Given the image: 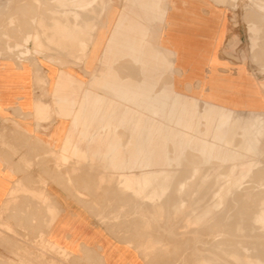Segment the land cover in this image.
I'll list each match as a JSON object with an SVG mask.
<instances>
[{
  "label": "crops",
  "instance_id": "crops-1",
  "mask_svg": "<svg viewBox=\"0 0 264 264\" xmlns=\"http://www.w3.org/2000/svg\"><path fill=\"white\" fill-rule=\"evenodd\" d=\"M23 3L0 0V216L28 233L43 234L73 256L91 253L100 264H145L137 249L98 220L105 215L84 205L89 197L98 204L116 197L108 190L97 192L107 178L101 171H113L99 157H119L128 166L125 170H143L132 162L154 152L147 150L154 146L147 139L162 137L165 147H174L170 133H185L180 122L190 116V107L202 115L200 104L224 109L218 118L221 127L227 109L241 115L264 114V78L233 57L241 30L232 24L231 9L213 1L165 0L162 6L160 0L164 20L151 23L143 40V33L112 34L127 4L106 0L88 49L79 41L65 40L57 49L42 40L51 49L46 56L58 63L42 55L19 59L5 54L6 45L21 41L27 32ZM145 42L167 53L170 64L164 65L165 59L157 54L154 64H143ZM164 74L170 83L156 90ZM126 132L124 145L120 138ZM187 149L188 144L179 152ZM59 151L95 158L57 166Z\"/></svg>",
  "mask_w": 264,
  "mask_h": 264
},
{
  "label": "rangeland",
  "instance_id": "rangeland-1",
  "mask_svg": "<svg viewBox=\"0 0 264 264\" xmlns=\"http://www.w3.org/2000/svg\"><path fill=\"white\" fill-rule=\"evenodd\" d=\"M60 1L61 3L62 2L63 3L61 4ZM209 1H213L217 4L224 5L231 9L229 11L233 14L232 24L234 27H236V29L241 30V37L239 35L237 36V39H238L237 49L233 51L235 47L234 45H236L237 43H234L233 45L228 47V49L229 51H233V53L235 54L233 55L234 58H239L245 63H248L251 67H253V69H255V71H257V74L261 78H264V58H263L264 56V28H263L264 27V0H209ZM44 2H47V3H44ZM158 2H160V0H126L127 5H126V8L123 10L126 12V14L121 13V16L112 34L143 33V40H144L146 35H148V32H149L148 28L150 24L155 21L162 23L164 20L165 12H162L159 9ZM164 2L165 0H163L162 6H164ZM43 3H42V0H39V1L38 0H24V3L21 5L20 9H21V14L24 15L26 19H28L27 33H25L24 37L22 38L23 42H21L22 40L20 42L16 41L12 44L13 46L11 44H7L5 47V51H6L5 54L8 53L11 56H17V58L19 59H21V57L24 58V57H28L32 55L35 56V54H37V56L38 55L43 56V55H46L47 53L49 54L48 51L51 49L46 48L43 42L40 43L42 39L49 40L48 41L49 43H53V44L56 43L55 44L56 47H59L62 42L65 43V40L70 39L69 41L74 40L72 43L79 41L78 45L81 48L88 49V46L90 45V38H91L90 34L95 33L97 30V21L100 20L101 15L106 9V0H52V1L43 0ZM42 7L44 8L42 9ZM97 8L100 9L99 12L96 11ZM163 8L165 9V7ZM55 9H57V11L61 10V12L60 11L56 12ZM46 10L52 13L49 14L47 12V15L49 14V16H47L46 12H43ZM54 12H55V15H54ZM82 12H84V14L86 13L87 15L86 14L84 15ZM52 15H54L55 17L54 16L52 17ZM81 15L83 18L81 17ZM45 16L47 19H50V20H47ZM51 18L55 20L53 22H57V23H53ZM87 18H91L89 19L90 21ZM61 19H63L64 21L63 23H61L62 22ZM37 20H39L40 23L39 21L37 22ZM59 20L61 22H59ZM80 20H81L80 23L82 25L79 23ZM8 21H9L8 25L11 26V24L13 23L11 16ZM43 25L45 27H43ZM39 28L44 29V33H41V31L43 32V30L40 31ZM36 29L37 30L39 29L38 32L39 31L40 32L38 33ZM56 30H57V33H56ZM32 35H34V37H32ZM39 36L41 37V40ZM47 36H48V39H47ZM54 37L55 38L57 37L58 39L56 38L57 39L56 40ZM32 39L34 43L32 42ZM52 40H54L55 43ZM147 43L149 42H145V44ZM228 44H230V42H228ZM35 50L36 52H34ZM37 51H40V52H37ZM18 53L21 55H19ZM1 54L2 53H0V56ZM156 54L158 55V57L161 56L165 59L163 63L164 65L170 64L169 63L170 57L168 56V54L162 52L159 49H156V51L150 52L148 54H145L143 52V64H145L146 62H148V64H154ZM46 58L50 59V61L54 63L58 62V59L48 58L47 56ZM79 60H81V58H79ZM59 79L63 81V76ZM169 83H170V78L165 74L162 75L161 78L159 79L156 90H159V88ZM58 84L59 83H57V85ZM262 87L264 88V82L262 83ZM194 110H195L194 108L190 107V116H187L186 119L182 120L179 124L180 127H185L186 131L185 133L184 131H178V132L184 133V134L189 133L190 136L188 140H185V138L182 136L175 137L174 136V134H176L175 131H172L168 137L170 141H172V144L174 147H171V146H169L168 148L165 147V141L162 137L157 138L156 140L147 139V142L151 140L153 141L152 144H154L153 147L148 148L147 150H153L154 152H152V154L158 156L159 158L165 157L164 164L153 165L150 167H143V158H144V155L146 154V153H143V155L140 157L141 159L138 160L137 159L138 157L136 156L132 162V165H137L136 168L141 167L143 168V170L139 171L135 169V170L130 171V170H125V168L128 166L125 165L123 161L121 164L123 168L122 166L121 168H118L117 165L111 161V159H107L106 157L100 156L99 160L109 162L110 165L113 167V171L112 170L101 171V173L104 174L103 176L107 177L106 180L108 182L105 180L103 185H100L99 188L96 187L99 189V191L97 190V192L101 193V191L103 190H108L113 193H116L117 195H114L116 197L113 196L114 198L112 200H109L104 203H100L98 205L96 204V202H93L89 197L87 201L84 200L87 202L84 205L88 208L93 207L92 209L97 208L100 215H103V216L105 215L106 216L105 218H102V219L100 218L98 220L102 224H104L106 227H108V231L113 236L122 239L125 243L137 249V251H139L140 254L142 255L143 262L145 264H163V263L164 264H219L220 263L219 261H221V264H225V263L234 264L235 262H237L238 257H244V258L249 257L248 258L249 263L246 260L247 258L246 259L240 258V260H238L237 262L238 264H254V262L255 264H260L261 262L258 263L259 260L263 261L262 264H264V259H263L264 258V242H261V241H264V224H263L264 215L261 213L264 210V200H263L264 199V185H263L264 183V129L258 128L259 122L257 118L259 117L256 113L254 117H251V115H248L249 117L246 116L244 117L245 119L242 120L243 115L234 113L233 111L227 109L226 110L227 118L225 120L226 123L223 121L222 127H221L218 123V120H219L218 118L221 112H222V115L223 113H225L224 109L220 110V108L214 105H209V104H205L203 108L202 104H200L199 111L201 112L204 111V113L200 116ZM141 116L143 117V115ZM248 126L251 127L250 132H252L254 136L252 143L250 145L246 143L247 139L243 137V133H244L243 129ZM192 132L194 133L193 135H191ZM239 132H241L242 134ZM195 138H199V139L202 138L209 143L213 142L218 146V148L214 152H212V154L210 155L209 148L207 147L204 149L196 148V146L193 143V140ZM128 139L129 137L127 136V132H126V136L120 138V140L123 142L124 145L127 144ZM75 140L77 141V139ZM174 140L177 141V146L174 145V142H173ZM253 142L254 143L257 142V144H254ZM187 144L189 145V149H187L185 153L179 152V151H182L184 149V146ZM254 145L255 147L256 145H260V146H257L255 149V147H253ZM61 149H63V147ZM167 150L171 154L168 153ZM257 150H259V153ZM253 153L256 154V156ZM68 154H71V153H68ZM169 154L172 156H170ZM93 157L95 158V156ZM93 157L89 156L88 158V156L85 155V157L81 159L75 158L73 160H76V162L81 161V160L82 161H87V160L92 161L94 159ZM56 160L57 161L60 160L58 163H56L57 166L67 165L68 162L71 161L69 160V161L64 162L61 159H58V154L56 155ZM178 160L180 162H178ZM217 161H219V163ZM241 164L246 165L245 169L242 172H238V168ZM199 167H200V170H199ZM154 170L155 171L166 170V172H168V175L169 174L171 175V172H172L173 176L171 175L172 178H170L171 176H169L168 181L166 180L167 182L165 181V183L163 182V184L161 185L159 182L154 183L157 185L148 184V182L146 181L140 183V181H143L140 179V177L143 179L142 173H147V172H151ZM199 174L200 176L198 177ZM133 176H135V178ZM233 177L239 178L241 183L239 180H237V178L233 179ZM246 177L247 179H245ZM116 179H118V185L115 184ZM136 181H138L139 184ZM232 182L234 184H231ZM227 184L229 185L227 186ZM155 189L158 191L157 194L156 192H154L156 191ZM162 189L164 191H162ZM16 190L17 188L13 190V193ZM145 190L151 193V195L145 192ZM228 190L230 192H228ZM164 192H166V194ZM158 193H161V194H158ZM226 193H228V195ZM230 193L231 195H229ZM154 194H156V196ZM253 194H256V195H253ZM78 195L82 196L81 193ZM160 200L162 201V203ZM222 200H223V203H222ZM201 204L204 208H206L205 210L207 211L204 210ZM224 204H226L227 206ZM241 204H243L244 206ZM258 204L262 206H257ZM148 206L151 209H153V211L150 208H148ZM224 206H226L227 209ZM238 206L242 210L239 209ZM164 207L165 208L167 207L166 208L167 210ZM261 207L263 208V210L260 211ZM208 208L211 211H208ZM169 209L173 210V212L170 211ZM193 210L197 211L196 212L197 214L194 213L195 211ZM218 211L221 213H219ZM255 212L257 213L260 212L261 215L258 214L259 216H256ZM203 213H205V215L206 213L208 214L204 217ZM243 216L246 219L245 221H244ZM188 217L190 218L188 219ZM196 217H199V218H196ZM200 217L204 218V220L203 219L201 220V223H200V219H201ZM255 220L256 222H258L259 224L258 226H257V223L252 224L255 222ZM11 224H12L11 220L5 219L4 217L0 216V264H71V263L72 264H100L99 261L96 259L95 255L91 253H87L84 256L70 255L64 249L46 240L43 234H40L39 236L34 233L31 234V233H28L26 229H21L16 224H13V225ZM214 224L216 225L214 226ZM249 225H251L252 227L250 226L251 227L250 228ZM260 225L263 228H261ZM230 227L231 228L233 227L234 231ZM209 228L211 229L210 232H209ZM216 229L217 231H215ZM224 229H227V230H224ZM181 231L184 233H182ZM136 237L138 240L136 239ZM164 242H167V243L164 244ZM244 245L247 247H245ZM197 246L198 247L201 246L202 249L198 248ZM217 247L219 248L217 249ZM210 248H212V250ZM225 248H227V250ZM240 248L242 251L238 250ZM220 249L224 251L223 253L225 255H228L231 258H229L228 256L224 257V254H221L222 251H220ZM234 249L236 252H240V251L241 252L238 254L234 251ZM231 250H232L233 255L227 254V253H230ZM250 251L252 254L250 253ZM242 252H244V254ZM235 253L238 254L237 255L238 257L234 255ZM206 254L209 255L208 258H206L207 256L206 257L203 256ZM212 254L214 255L217 254V255L215 257ZM242 254L244 256H241ZM254 254H257L258 256H255ZM262 254H263V257H262ZM252 255H254L256 258ZM219 256H221V258ZM222 256L226 258L227 261L226 259H223ZM258 257H260L261 259ZM233 258L236 260H234ZM253 258L255 260H253ZM26 259H28L29 261ZM159 261L160 263H158Z\"/></svg>",
  "mask_w": 264,
  "mask_h": 264
},
{
  "label": "bare ground",
  "instance_id": "bare-ground-1",
  "mask_svg": "<svg viewBox=\"0 0 264 264\" xmlns=\"http://www.w3.org/2000/svg\"><path fill=\"white\" fill-rule=\"evenodd\" d=\"M38 1H39V0H38ZM50 1H52V0H50ZM57 2H58V1H57ZM225 2H226V1H225ZM28 3H29V2H28ZM42 3H43V0H42ZM44 3H47V2H44ZM44 3H43V4H44ZM54 3H55V2H54ZM60 3H61V1H60ZM62 3H63V2H62ZM62 3H61V4H62ZM104 3H105V2H104ZM104 5H105V4H104ZM68 6H69V5H68ZM56 7H57V6H56ZM59 7H61V6H59ZM22 8H23V7H22ZM43 8H44V7H42V9H43ZM46 9H47V8H46ZM50 9H51V8H50ZM59 9H60V8H59ZM22 10H23V9H22ZM36 10H37V9H36ZM55 10H56V12H59V11L61 12V10H59V11H57V9H55ZM252 10H253V9H252ZM18 11H19V10H18ZM24 11H25V10H24ZM62 11H63V10H62ZM65 11H66V10H65ZM94 11H95V9H94ZM262 11H263V10H262ZM27 12H28V11H27ZM41 12H42V11H41ZM43 12H46V15H47V12H48V11L46 10V11H43ZM77 12H78V11H77ZM48 13L51 14L52 12H51V13L48 12ZM79 13H80V12H79ZM82 13L84 14V12H82ZM41 14H42V13H41ZM49 14H48L47 16H49ZM64 14H65V13H64ZM83 14H82V15H83ZM85 14H86V13H85ZM85 14H84V15H85ZM29 15H30V14H29ZM29 15H27V16H29ZM37 15H38V14H37ZM42 15H43V14H42ZM54 15H55V12H54ZM54 15H52V17H53ZM58 15H59V14H58ZM79 15H80V14H79ZM82 15H81V17H82ZM86 15H87V14H86ZM252 15H253V14H252ZM254 15H255V14H254ZM20 16H21V14H20ZM38 16H39V15H38ZM50 16H51V15H50ZM59 16H60V15H59ZM88 16H89V14H88ZM90 16H91V15H90ZM179 16H180V15H179ZM43 17H44V16H43ZM54 17H55V16H54ZM84 17H85V16H84ZM258 17H259V16H258ZM36 18H37V17H36ZM45 18H46V16H45ZM58 18H59V17H58ZM82 18H83V17H82ZM248 18H249V17H248ZM4 19H5V18H4ZM46 19H47V18H46ZM51 19H52V18H51ZM84 19H86V18H84ZM84 19H83V20H84ZM87 19L89 20V19H91V18H87ZM177 19H178V18H177ZM258 19H259V18H258ZM43 20H44V19H43ZM47 20H50V19H47ZM56 20H58V19H56ZM259 20H260V19H259ZM38 21H39V20H37V22H38ZM53 21H55V20L52 19V22H53ZM61 21H62V22H61ZM61 21L59 20V22H61V23L64 22L63 19H61ZM72 21H73V20H72ZM86 21H87V20H86ZM86 21H84V22H86ZM89 21H90V20H89ZM246 21H247V20H246ZM24 22H25V21H24ZM35 22H36V21H35ZM70 22H71V21H70ZM80 22H81V20L79 21V23H80ZM195 22H196V21H195ZM259 22H260V21H259ZM39 23H40V21H39ZM50 23H51V22H50ZM53 23H57V22H53ZM53 23H52V24H53ZM61 23H60V24H61ZM79 23H78V24H79ZM0 24H1V23H0ZM42 24H43V23H42ZM42 24H41V25H42ZM69 24H70V23H69ZM80 24H81V23H80ZM193 24H194V23H193ZM34 25H36V24H34ZM76 25H77V24H76ZM81 25H82V24H81ZM54 26H55V25H54ZM41 27H42V26H41ZM43 27H45V26L43 25ZM46 27H47V26H46ZM57 27H58V26H57ZM59 27H60V26H59ZM81 27H82V26H81ZM33 28H35V27H33ZM33 28H32V30H33ZM36 28H37V27H36ZM69 28H70V27H69ZM252 28H254V27H252ZM263 28H264V27H263ZM29 29H30V28H29ZM39 29H40V31L43 30V32L41 31V33H44V29H41V28H39ZM39 29H38V30H39ZM67 29H68V27H67ZM70 29H71V28H70ZM30 30H31V29H30ZM36 30H37V29H36ZM38 30H37V32H38ZM45 30H46V29H45ZM176 30H177V29H176ZM16 31H17V30H16ZM40 31H39V32H40ZM49 31H50V30H49ZM70 31H71V30H70ZM187 31H188V30H187ZM195 31H196V30H195ZM31 32H32V31H31ZM31 32H30V33H31ZM39 32H38V33H39ZM66 32H67V31H66ZM192 32H193V31H192ZM0 33H1V32H0ZM26 33H27V32H26ZM32 33H33V32H32ZM48 33H49V32H48ZM56 33H57V30H56ZM60 33H61V32H60ZM195 33H196V32H195ZM35 34H36V33H35ZM91 34H92V33H91ZM91 34H90V35H91ZM39 35H40V34H39ZM43 35H44V34H43ZM50 35H51V34H50ZM50 35H49V37H50ZM59 35H60V34H59ZM73 35H74V34H73ZM73 35H72V36H73ZM176 35H179V34H176ZM262 35H263V34H262ZM35 36H36V35H35ZM40 36H41V35H40ZM40 36H39V37H40ZM44 36H45V35H44ZM68 36H70V35H68ZM77 36H78V35H77ZM184 36H185V35H184ZM32 37H34V35H32ZM36 37H37V36H36ZM41 37H42V36H41ZM41 37H40V40H41ZM191 37H192V36H191ZM191 37H190V38H191ZM54 38H55V37H54ZM56 38H57V37H56ZM56 38H55V39H56ZM74 38H75V36H74ZM184 38H185V37H184ZM14 39H15V38H14ZM33 39H34V38H33ZM33 39H32V42H33ZM47 39H48V36H47ZM179 39H180V38H179ZM198 39H199V38H198ZM16 40H17V39H16ZM21 40H22V39H21ZM35 40H36V39H35ZM42 40H43V39H42ZM68 40H70V39H68ZM79 40H80V39H79ZM82 40H83V39H82ZM85 40H86V39H85ZM185 40H186V39H185ZM196 40H197V39H196ZM47 41H49V40H47ZM52 41L54 42V40H52ZM73 41H74V40H73ZM73 41H71V42H73ZM192 41H193V40H192ZM18 42H20V41H18ZM21 42H23V40H22ZM36 42H37V41H36ZM41 42H42V41H40V43H41ZM44 42H46V41H44ZM56 42H57V41H56ZM61 42H62V41H61ZM66 42H67V41H66ZM190 42H191V40H190ZM194 42H195V41H194ZM197 42H198V41H197ZM2 43H3V41H2ZM11 43H12V42H11ZM33 43H34V42H33ZM54 43H55V42H54ZM74 43H75V42H74ZM185 43H186V42H185ZM43 44H44V43H43ZM43 44H42V45H43ZM50 44H51V43H50ZM52 44H53V43H52ZM52 44H51V45H52ZM55 44H56V43H55ZM55 44H54V45H55ZM62 44H63V43H62ZM85 44H86V43H85ZM4 45H5V44H4ZM11 45H12V44H11ZM40 45H41V44H40ZM46 45L48 46V44H46ZM54 45H53V46H54ZM74 45H75V44H74ZM193 45H194V44H193ZM193 45H192V48H194ZM12 46H13V45H12ZM32 46H33V45H32ZM37 46H38V45H37ZM44 46H45V45H44ZM47 46H46V47H47ZM58 46H59V45H58ZM145 46H146V47L144 48V53H145V54H148V53H150V52L156 51V49H157V48H155L154 46H152L150 43L145 44ZM179 46H180V45H179ZM182 46H183V45H182ZM185 46H187V43L185 44ZM196 46H197V43H196ZM250 46H251V45H250ZM41 47H42V46H41ZM75 47H76V46H75ZM204 47H205V46H204ZM42 48H43V47H42ZM49 48H50V47H49ZM51 48H52V46H51ZM61 48H62V47H61ZM68 48H69V47H68ZM70 48H71V47H70ZM76 48H77V47H76ZM195 48L198 49L197 47H195ZM3 49H4V48H3ZM57 49H58V47H57ZM187 49H188V48H186V50H187ZM202 49H203V48H202ZM14 50H15V49H14ZM22 50H23V49H22ZM22 50H21V51H22ZM32 50H33V49H32ZM52 50H53V49H52ZM73 50H74V49H73ZM190 50H191V49H190ZM2 51H3V50H2ZM46 51H47V50H46ZM54 51H55V50H54ZM58 51H59V50H58ZM187 51H188V50H187ZM191 51H193V50H191ZM254 51H255V49H254ZM12 52H13V51H12ZM15 52H16V51H15ZM18 52H20V51H18ZM23 52H24V51H23ZM31 52H32V51H31ZM34 52H36V50H35ZM34 52H33V53H34ZM37 52H40V51H37ZM68 52H69V51H68ZM182 52H183V51H182ZM196 52H197V51H196ZM42 53H43V52H42ZM59 53H60V52H59ZM7 54H8V53H7ZM18 54H19V53H18ZM34 54H35V53H34ZM44 54H45V53H44ZM47 54H48V53H47ZM62 54H63V53H62ZM64 54H65V53H64ZM186 54H187V53H186ZM192 54H193V53H192ZM199 54H200V53H199ZM253 54H254V53H253ZM255 54H257V53H255ZM19 55H21V54H19ZM35 55H37V54H35ZM195 55H196V54H195ZM24 56H25V55H24ZM43 56H46V55H43ZM259 56H260V55H259ZM60 57H61V56H60ZM71 57H72V56H71ZM261 57H262V56H261ZM21 58H23V57H21ZM263 58H264V56H263ZM49 60H50V59H49ZM52 60H53V59H52ZM65 61H66V60H65ZM53 63H54V62H53ZM57 63H58V62H57ZM251 63H252V62H251ZM260 66H261V65H260ZM131 67H132V66H131ZM135 67H136V66H135ZM133 68H134V67H133ZM117 69H118V68H117ZM137 70H138V69H137ZM126 74H127V73H126ZM38 75H39V74H38ZM44 82H45V81H44ZM61 82H63V81H62L61 79H59V80H58V83L60 84ZM227 88H228V87H227ZM231 89H232V88H231ZM242 89H243V88H242ZM244 89H245V88H244ZM237 90H238V89H237ZM245 90H246V89H245ZM242 92H243V91H242ZM245 93H246V92H245ZM249 94H250V93H249ZM250 95H251V94H250ZM225 96H226V95H225ZM228 96H229V95H228ZM236 97H237V96H236ZM244 97H245V96H244ZM233 99H234V98H233ZM237 99H238V98H237ZM243 99H244V98H243ZM246 99H247V98H246ZM254 99H255V98H254ZM240 101H241V100H240ZM230 102L232 103V101H230ZM234 102H235V101H234ZM235 103H237V102H235ZM235 103H234V104H235ZM259 103H260V102H259ZM239 104H240V103H239ZM247 104H248V103H247ZM253 104H254V103H253ZM237 105H238V103H237ZM257 106H258V105H257ZM261 106H262V105H261ZM261 106H260L259 108H261ZM40 108H41V107H40ZM42 108H44V107H42ZM240 109H241V108H240ZM42 110H43V109H42ZM44 110H45V109H44ZM256 110H257V109H256ZM43 112H44V111H43ZM43 112H42V113H43ZM45 112H46V111H45ZM40 113H41V112H40ZM246 113H247V112H246ZM246 113H245V114H246ZM240 115H241V114H240ZM248 115H251V117H254V115H256V113H248ZM248 115H245V116L243 115L242 120L245 119L244 117H246V116H248ZM257 115H258V117H259V118H257V120H258V122H259V126H258V128H260V129H264V114H262V113H260V114L257 113ZM248 117H249V116H248ZM246 119H247V118H246ZM242 120H241V121H242ZM227 122H228V121H227ZM225 123H226V122H225ZM246 124H247V123H246ZM219 127H220V126H219ZM250 128H251V127L248 126V127H245V128L243 129V130H244L243 137H245V138L247 139V140H246V143L249 144V145L252 143V140H253V137H254V136H253V133L250 132ZM7 129H8V128H7ZM255 131H256V130H255ZM255 131H254V132H255ZM259 131H260V130H259ZM223 132H224V131H223ZM239 133H241V132H239ZM224 134H225V133H224ZM241 134H242V133H241ZM241 134H240V135H241ZM174 136H175V137H177V136H182V137L185 138V140H188L190 135H188V134H184V133H180V132H176V134H174ZM223 137H224V136H223ZM18 139H19V138H18ZM35 139H36V138H35ZM222 140H223V139H222ZM256 140H257V139H256ZM259 140H260V138H259ZM259 140H258V141H259ZM225 141H226V140H225ZM237 141H238V140H237ZM173 142H174V145L177 146V141L174 140ZM148 143H153V141L149 140ZM193 143H194V145L196 146V148H198V149H204V148H206V147L209 148V150H210V155L212 154V152H214V151L218 148V146H217L215 143H213V142H210V143H209V142L205 141V140L202 139V138H200V139H199V138H195V139L193 140ZM253 143H254V142H253ZM224 144H225V143H224ZM254 144H257V142H255ZM2 146H3V145H2ZM240 146H241V144H240ZM251 146H252V145H251ZM257 146H260V145H256V147H257ZM236 147H237V146H236ZM236 147H235V148H236ZM253 147H255V145H254ZM256 147H255V149H256ZM232 148H233V147H232ZM235 148H234V150H235ZM243 148H244V147H243ZM251 148H252V147H251ZM39 149H40V148H38V150H39ZM45 149H46V148H45ZM47 149H48V148H47ZM225 149H226V148H225ZM241 149H242V148H241ZM43 150H44V149H43ZM43 150H42V151H43ZM48 151H49V150H48ZM48 151H47V152H48ZM238 151H239V150H238ZM254 151H255V150H254ZM257 151H258V153H259V150H257ZM38 152H39V151H38ZM45 152H46V151H45ZM49 152H51V151H49ZM74 152H75V151H74ZM187 152H188V151H187ZM187 152H186V153H187ZM231 152H232V151H231ZM245 152H246V151H245ZM260 152H261V151H260ZM41 153H42V152H41ZM43 153H44V152H43ZM43 153H42V155H43ZM258 153H257V154H258ZM246 154H247V153H246ZM253 154H254V153H253ZM166 155H167V154H166ZM169 155H170V154H169ZM188 155H189V154H188ZM254 155L256 156V154H254ZM32 156H33V155H32ZM87 156H88V155H87ZM90 156L93 157L92 155H90ZM170 156H172V155H170ZM193 156H194V155H193ZM199 156H200V155H199ZM13 157H14V156H13ZM83 157H85V155H76V154H70V155H69V154H65V153H63L62 151H60V152L58 153V159H61V160L64 161V162L69 161V160H72V159H75V158H76V159H77V158L81 159V158H83ZM181 157H182V156H181ZM28 158H29V157H28ZM28 158H27V159H28ZM169 158H170V157H169ZM179 158H180V157H179ZM182 158H183V157H182ZM199 158H200V157H199ZM12 159H13V158H12ZM29 159H30V158H29ZM55 159H56V158H55ZM187 159H188V158H187ZM105 160H106V159H105ZM182 160H183V159H182ZM42 161H43V160H42ZM46 161H47V159H46ZM59 161H60V160H59ZM59 161H57V162H59ZM102 161H103V160H102ZM111 161H112L113 163H115V164L117 165L118 168H121V166H122V165H121V164H122V161L119 160V157H114V158L111 159ZM203 161H204V159H203ZM14 162H15V161H14ZM164 162H165V157L159 158L158 156H156V155H154V154H152V153L149 152V153H146V154L144 155V158H143V167H150V166H153V165H161V164H164ZM178 162H180V161L178 160ZM212 162H213V161H212ZM217 162L219 163V161H217ZM257 162H258V161H257ZM41 163H42V162H41ZM43 163H44V162H43ZM69 163H70V162H68V164H69ZM168 163H169V162H168ZM173 164H174V163H173ZM185 164H186V163H185ZM232 164H233V163H232ZM76 165H77V164H76ZM51 166H52V165H50V167H51ZM229 166H231V165H229ZM229 166H228V167H229ZM237 166H238V165H237ZM245 166H246L245 164H241V165L239 166V168H238V172H242V171H244ZM228 167H227V168H228ZM41 168H42V167H41ZM122 168H123V166H122ZM208 168H209V167H208ZM222 168H223V167H222ZM49 169H50V168H49ZM69 169H70V168H69ZM202 169H203V168H202ZM47 170H48V169H47ZM183 170H184V169H183ZM196 170H197V169H196ZM199 170H200V167H199ZM41 171H42V170H41ZM41 171H40V172H41ZM51 171H52V168H51L50 172H51ZM63 171H64V169H63ZM172 171H173V170H172ZM179 171H180V170H179ZM18 172H19V171H18ZM54 172H55V171H54ZM69 172H70V171H69ZM170 172H171V170H170ZM122 173H123V172H122ZM227 173H228V172H227ZM56 174H58V173H56ZM56 174H55V176H56ZM61 174H62V173H61ZM68 174H69V173H68ZM96 174H97V173H96ZM51 175H53V174L51 173ZM79 175H80V174H79ZM98 175H99V174H98ZM103 175H104V174H103ZM140 175H141V174H140ZM171 175H172V172H171ZM171 175H170V174L168 175V172H166V170H164V171H163V170H162V171H155V170H154V171H151V172L142 173L143 179H142L141 177H140V179L143 180V181H140V183L146 181V182H148V184L157 185V184H154V183L159 182L160 185H161V184H163V182L165 183L166 180L168 181L169 176H171ZM218 175H219V174H218ZM230 175H231V174H230ZM240 175H241V173H240ZM240 175H239V176H240ZM129 176H130V175H129ZM131 176H132V174H131ZM172 176H173V175H172ZM172 176H171L170 178H172ZM187 176H188V175H187ZM199 176H200V174L198 175V177H199ZM203 176H204V175H203ZM262 176H263V175H262ZM262 176H260V177H262ZM57 177H58V176H57ZM133 177L135 178V176H133ZM228 177H229V176H228ZM241 177H242V176H241ZM241 177H240V178H241ZM247 177H248V175H247ZM247 177H246L245 179H247ZM73 178H74V177H73ZM104 178H105V177H104ZM127 178H128V177H127ZM131 178H132V177H131ZM179 178H181V177H179ZM182 178H183V177H182ZM213 178H214V177H213ZM231 178H232V177H231ZM234 178L236 179L237 177H233V179H234ZM258 178H259V177H258ZM70 179H71V178H70ZM106 179H107V178H106ZM106 179H105V180H106ZM245 179H244V180H245ZM77 180H78V179H77ZM174 180H175V179H174ZM237 180H239V178H237ZM63 181H64V180H63ZM81 181H82V180H81ZM106 181H107V180H106ZM110 181H111V180H110ZM167 181H166V182H167ZM231 181H232V180H231ZM239 181H240V180H239ZM247 181H249V180H247ZM78 182H79V181H78ZM90 182H91V181H90ZM100 182H101V181H100ZM107 182H108V181H107ZM136 182L138 183V181H136ZM211 182H212V181H211ZM233 182H234V181H233ZM233 182H232L231 184H234ZM243 182H244V181H243ZM259 182H260V181H259ZM79 183H80V182H79ZM82 183H83V182H82ZM240 183H241V181H240ZM240 183H239V184H240ZM261 183H262V182H261ZM261 183H260V184H261ZM92 184H94V183H92ZM101 184H102V183H101ZM138 184H139V183H138ZM207 184H208V183H207ZM111 185H112V184H111ZM140 185H141V184H140ZM142 185H143V184H142ZM172 185H173V184H172ZM205 185H206V184H205ZM228 185H229V184H227V186H228ZM240 185H241V184H240ZM263 185H264V183H263ZM90 186H91V185H90ZM147 186H148V185H147ZM208 186H209V185H208ZM212 186H213V185H212ZM217 186H218V185H217ZM237 186H238V185H237ZM94 187H95V186H94ZM141 187H142V186H141ZM151 187H152V186H151ZM160 187H161V186H160ZM224 187H225V185H224ZM229 187H230V186H229ZM232 187H233V186H232ZM250 187H251V186H250ZM80 188H81V187H80ZM131 188H132V187H131ZM146 188H147V187H146ZM163 188H164V187H163ZM173 188H174V187H173ZM176 188H177V187H176ZM204 188H205V187H204ZM207 188H208V187H207ZM242 188H243V187H242ZM93 189H94V188H93ZM152 189H153V188H152ZM160 189H161V188H160ZM167 189H168V188H167ZM211 189H212V188H211ZM102 190H103V189H102ZM155 190H156V189H155ZM208 190H209V189H208ZM217 190H218V189H217ZM87 191H88V190H87ZM98 191H99V190H98ZM126 191H127V190H126ZM162 191H164V190L162 189ZM167 191H168V190H167ZM224 191H225V190H224ZM224 191H223V192H224ZM231 191H233V190H231ZM234 191H235V190H234ZM12 192H13V191H12ZM93 192H94V191H93ZM145 192L149 193L147 190H145ZM154 192H156V194H157L158 191L156 190V191H154ZM154 192H153V193H154ZM159 192H161V191H159ZM203 192H204V191H203ZM228 192H230V191L228 190ZM236 192H237V191H236ZM236 192H235V193H236ZM261 192H262V191H261ZM86 193H87V192H86ZM95 193H96V192H95ZM164 193L166 194V192H164ZM185 193H186V192H185ZM221 193H222V192H221ZM231 193H232V192H231ZM231 193H230L229 195H231ZM257 193H258V192H257ZM149 194L151 195V193H149ZM149 194H148V195H149ZM156 194H154V195L156 196ZM158 194H161V193H158ZM210 194H211V193H210ZM222 194H223V193H222ZM226 194L228 195V193H226ZM236 194H237V193H236ZM243 194H244V193H243ZM260 194H261V193H260ZM112 195H113V194H112ZM115 195H116V194H115ZM144 195H145V194H144ZM150 195H149V196H150ZM154 195H153V196H154ZM162 195H163V193H162ZM174 195H175V194H174ZM184 195H185V194H184ZM184 195H183V196H184ZM223 195H224V194H223ZM253 195H256V194H253ZM257 195H258V194H257ZM19 196H20V195H19ZM127 196H128V195H127ZM159 196H161V195H159ZM176 196H177V195H176ZM211 196H212V195H211ZM37 197H38V196H37ZM74 197H75V196H74ZM162 197H164V196H162ZM165 197H166V196H165ZM221 197H222V195H221ZM242 197H243V196H242ZM39 198H40V197H39ZM41 198H42V197H41ZM123 198H124V196H123ZM126 198H127V197H126ZM156 198H157V197H156ZM235 198H236V197H235ZM256 198H257V197H256ZM11 199H12V198H11ZM77 199H78V198H77ZM130 199H131V198H130ZM157 199H158V198H157ZM162 199H163V198H162ZM201 199H203V198H201ZM254 199H255V198H254ZM262 199H263V198H262ZM9 200H10V199H9ZM26 200H27V199H25V201H26ZM40 200H41V199H40ZM75 200H76V199H75ZM124 200H125V199H124ZM223 200H224V199H223ZM223 200H222V203H223ZM249 200H250V198H249ZM256 200H257V199H256ZM263 200H264V199H263ZM7 201H8V200H7ZM79 201H81V200H79ZM125 201H126V200H125ZM131 201H132V200H131ZM137 201H138V200H137ZM160 201H161V200H160ZM168 201H169V200H168ZM196 201H198V200H196ZM196 201H195V202H196ZM30 202H31V201H30ZM95 202H96V201H95ZM99 202H100V201H99ZM121 202H122V201H121ZM166 202H167V201H166ZM174 202H175V201H174ZM226 202H227V200H226ZM226 202H225V203H226ZM232 202H233V201H232ZM161 203H162V201H161ZM202 203H203V202H202ZM228 203H229V202H228ZM228 203H227V204H228ZM234 203H235V202H234ZM96 204L98 205V203H96ZM99 204H100V203H99ZM119 204H120V203H119ZM139 204H140V203H139ZM139 204H138V205H139ZM229 204H230V203H229ZM237 204H238V203H237ZM132 205H133V204H132ZM138 205H137V206H138ZM154 205H155V204H154ZM192 205H193V204H192ZM203 205H204V204H203ZM210 205H211V204H210ZM224 205H226V204H224ZM241 205H243V204H241ZM245 205H246V204H245ZM252 205H253V204H252ZM252 205H251V206H252ZM135 206H136V205H135ZM164 206H165V205H164ZM171 206H172V205H171ZM188 206H189V205H188ZM195 206H196V205H195ZM201 206H202V204H201ZM226 206H227V205H226ZM226 206H224V207L226 208ZM243 206H244V205H243ZM249 206H250V205H249ZM257 206H262V205L258 204ZM18 207H19V206H18ZM90 207H91V206H90ZM142 207H144V206H142ZM146 207H147V206H146ZM161 207H162V206H161ZM196 207H197V206H196ZM202 207H203V206H202ZM208 207H209V206H208ZM247 207H248V206H247ZM15 208H16V207H15ZM92 208H93V207H92ZM114 208H115V207H114ZM148 208H150V207L148 206ZM164 208H165V207H164ZM166 208H167V207H166ZM166 208H165V209H166ZM189 208H190V207H189ZM194 208H195V207H194ZM198 208H200V207H198ZM203 208H204V207H203ZM233 208H234V207H233ZM238 208H239V206H238ZM242 208H244V207H242ZM248 208H249V207H248ZM250 208H251V207H250ZM255 208H256V207H255ZM258 208H259V207H258ZM261 208H262V207H261ZM261 208H260V211L263 210V208H262V209H261ZM150 209H151V208H150ZM205 209H206V208H204V210H205ZM211 209H212V208H211ZM226 209H227V208H226ZM235 209H236V208H235ZM235 209H234V210H235ZM239 209H241V208H239ZM244 209H246V208H244ZM252 209H253V208H252ZM151 210L153 211V209H151ZM166 210H167V209H166ZM169 210H170V209H169ZM189 210H190V209H189ZM195 210H196V209H195ZM195 210H193V211H195ZM204 210H203V211H204ZM232 210H233V209H232ZM236 210H237V209H236ZM241 210H242V209H241ZM254 210H255V209H254ZM257 210H258V209H257ZM257 210H256V211H257ZM144 211H145V210H144ZM149 211H150V210H149ZM157 211H158V210H157ZM170 211L173 212V210H170ZM205 211H207V210H205ZM205 211H204V212H205ZM208 211H211V210H209V208H208ZM229 211H230V210H229ZM238 211H240V210H238ZM263 211H264V210H263ZM263 211H262L261 213L264 215ZM167 212H168V211H167ZM196 212H197V211H195L194 213H196ZM212 212H213V211H212ZM218 212H219V211H218ZM222 212H223V211H222ZM169 213H170V212H169ZM191 213H192V212H191ZM198 213H199V212H198ZM213 213H214V212H213ZM219 213H221V212H219ZM228 213H229V212H228ZM230 213H231V212H230ZM241 213H242V212H241ZM241 213H240V214H241ZM251 213H252V212H251ZM251 213H250V214H251ZM256 213H257V212H255V215H256V216H259L258 214H260V212L257 213V214H256ZM156 214H157V213H156ZM173 214H174V213H173ZM196 214H197V213H196ZM203 214H204V215H203ZM203 214H202V215L205 217L208 213H206V215H205V213H203ZM252 214H253V213H252ZM16 215H17V214H16ZM174 215H175V214H174ZM219 215H220V214H219ZM221 215H223V214H221ZM224 215H225V214H224ZM229 215H231V214H229ZM232 215H233V214H232ZM246 215H247V214H246ZM253 215H254V214H253ZM260 215H261V214H260ZM7 216H8V215H7ZM29 216H30V215H29ZM184 216H185V215H184ZM189 216H190V215H189ZM199 216H201V215H199ZM208 216H209V215H208ZM226 216H227V215H226ZM226 216H225V217H226ZM238 216H239V215H238ZM41 217H42V216H41ZM56 217H57V215H56ZM173 217H174V216H173ZM186 217H187V216H186ZM194 217H195V215H194ZM216 217H217V216H216ZM220 217H221V216H220ZM243 217H244V216H243ZM251 217H252V216H251ZM121 218H122V217H121ZM189 218H190V217H188V219H189ZM196 218H199V217H196ZM200 218H201V217H200ZM210 218H211V217H210ZM214 218H215V217H214ZM218 218H219V217H218ZM41 219H42V218H41ZM159 219H160V218H159ZM175 219H176V218H175ZM188 219H187V220H188ZM193 219H195V218H193ZM193 219H192V220H193ZM202 219L204 220V218L202 217V218L200 219V223H201V220H202ZM231 219H232V218H231ZM239 219H240V218H239ZM254 219H255V218H254ZM254 219H253V220H254ZM256 219H257V218H256ZM209 220H210V219H209ZM209 220H208V221H209ZM218 220H219V219H218ZM241 220H243V219H241ZM245 220H246V219H245V217H244V221H245ZM251 220H252V219H251ZM184 221H185V220H184ZM195 221H196V220H195ZM210 221H211V220H210ZM213 221H214V220H213ZM216 221H217V219H216ZM234 221H235V220H234ZM244 221H243V222H244ZM121 222H122V221H121ZM177 222H178V221H177ZM191 222H192V221H191ZM193 222H194V221H193ZM218 222H219V221H218ZM221 222H222V221H221ZM229 222H230V221H229ZM252 222H253V221H252ZM28 223H29V222H28ZM41 223H42V222H41ZM184 223H185V222H184ZM186 223H187V222H186ZM198 223H199V221H198ZM198 223H197V224H198ZM202 223H203V222H202ZM205 223H206V222H205ZM215 223H216V222H215ZM230 223H231V222H230ZM234 223H235V222H234ZM256 223H257V226H258L259 224H258V222H256V220H255V222L252 223V224H256ZM259 223H260V222H259ZM190 224H191V223H190ZM192 224H193V223H192ZM194 224H196V223H194ZM212 224H213V223H212ZM218 224H219V223H218ZM220 224H221V223H220ZM232 224H233V223H232ZM248 224H249V223H248ZM252 224H251V225H252ZM263 224H264V223H263ZM203 225H205V224H203ZM215 225H216V224H214V226H215ZM223 225H224V223H223ZM225 225H226V224H225ZM243 225H244V224H243ZM251 225H249V227H250ZM120 226H121V225H120ZM124 226H125V225H124ZM179 226H180V225H179ZM183 226H184V225H183ZM195 226H196V225H195ZM198 226H199V225H198ZM210 226H211V225H210ZM235 226H236V225H235ZM255 226H256V225H255ZM139 227H140V226H139ZM185 227H186V225H185ZM196 227H197V226H196ZM218 227H219V226H218ZM228 227H229V226H228ZM251 227H252V226H251ZM251 227H250V228H251ZM260 227H261V225H260ZM136 228H137V227H136ZM181 228H182V227H181ZM192 228H193V226H192ZM197 228H198V227H197ZM230 228H231V227H230ZM230 228H229V229H230ZM243 228H244V227H243ZM261 228H263V227H261ZM120 229H121V228H120ZM178 229H179V228H178ZM195 229H196V228H195ZM231 229H233V231H234V228H233V227H232ZM254 229H255V228H254ZM181 230H182V229H181ZM186 230H187V229H186ZM188 230H189V229H188ZM210 230H211V229L209 228V232H210ZM224 230H227V229H224ZM244 230H245V229H244ZM250 230H251V229H250ZM127 231H128V230H127ZM166 231H167V230H166ZM198 231H199V230H198ZM215 231H217V229H216ZM219 231H220V230H219ZM230 231H231V230H230ZM259 231H260V230H259ZM259 231H258V232H259ZM174 232H175V231H174ZM181 232H182V231H181ZM191 232H192V231H191ZM242 232H243V231H242ZM130 233H131V232H130ZM182 233H184V232H182ZM185 233H186V232H185ZM236 233H237V232H236ZM256 233H257V232H256ZM36 234H37V233H36ZM178 234H179V233H178ZM180 234H181V233H180ZM186 234H187V233H186ZM197 234H198V233H197ZM227 234H228V233H227ZM231 234H232V232H231ZM239 234H240V233H239ZM247 234H248V233H247ZM250 234H251V233H250ZM176 235H177V234H176ZM202 235H203V234H202ZM241 235H242V234H241ZM257 235H258V234H257ZM149 236H150V235H149ZM234 236H235V235H234ZM9 237H10V236H9ZM137 237H138V236H137ZM137 237H136V239H137ZM141 237H142V236H141ZM152 237H153V236H152ZM261 237H262V236H261ZM225 238H226V237H225ZM258 238H259V237H258ZM174 239H175V238H174ZM179 239H180V238H179ZM184 239H185V238H184ZM137 240H138V239H137ZM137 240H136V241H137ZM167 240H168V239H167ZM175 240H176V239H175ZM186 240H187V239H186ZM222 240H223V239H222ZM226 240H227V239H226ZM228 240H229V238H228ZM260 240H261V239H260ZM162 241H163V240H162ZM170 241H171V240H170ZM181 241H182V240H181ZM218 241H219V240H218ZM223 241H224V240H223ZM223 241H222V242H223ZM144 242H145V241H144ZM152 242H153V241H152ZM156 242H157V241H156ZM156 242H155V243H156ZM171 242H172V241H171ZM173 242H174V241H173ZM204 242H205V240H204ZM246 242H247V241H246ZM261 242H264V241H261ZM165 243H167V242H164V244H165ZM213 243H214V242H213ZM215 243H216V242H215ZM230 243H231V242H230ZM162 244H163V243H162ZM185 244H186V243H185ZM209 244H210V243H209ZM216 244H217V243H216ZM218 244H219V243H218ZM224 244H225V243H224ZM166 245H167V244H166ZM214 245H215V244H214ZM244 246H245V245H244ZM148 247H149V246H148ZM148 247H147V248H148ZM197 247H198V246H197ZM214 247H215V246H214ZM235 247H236V246H235ZM245 247H247V246H245ZM252 247H253V246H252ZM161 248H162V247H161ZM198 248H201V246L198 247ZM218 248H219V247H217V249H218ZM249 248H250V247H249ZM254 248H255V247H254ZM257 248H259V247H257ZM139 249H140V248H139ZM153 249H154V248H153ZM201 249H202V248H201ZM210 249L212 250V248H210ZM225 249L227 250V248H225ZM251 249H252V248H251ZM154 250H155V249H154ZM159 250H160V249H159ZM167 250H168V249H167ZM173 250H174V249H173ZM228 250H229V249H228ZM238 250H241V248L238 249ZM255 250H256V249H255ZM149 251H150V250H149ZM162 251H163V250H162ZM208 251H209V250H208ZM213 251H214V250H213ZM217 251H219V250H217ZM217 251H216V252H217ZM220 251H222L221 254H224V253H223L224 251H223L222 249H220ZM234 251H235V249H234ZM241 251H242V250H241ZM241 251H240V252H241ZM251 251H252V250H251ZM251 251H250V253H251ZM260 251H261V250H260ZM160 252H161V251H160ZM225 252H227V251H225ZM235 252H236V251H235ZM240 252H236V253L239 254ZM254 252H255V251H254ZM217 253H218V252H217ZM233 253H234V252H233ZM236 253H235L234 255L237 256L238 254H236ZM242 253L244 254V252H242ZM255 253H256V252H255ZM17 254H18V253H17ZM166 254H167V253H166ZM218 254H219V253H218ZM227 254L231 255V254H232V250L230 251V253H227ZM243 254H242L241 256H244ZM251 254H252V253H251ZM251 254H250V255H251ZM21 255H22V254H21ZM195 255H196V254H195ZM212 255L216 257L217 254H215V255L212 254ZM232 255H233V254H232ZM254 255H255V256H258L257 254H254ZM254 255H252V256H254ZM176 256H177V255H176ZM203 256H205V257L207 256L206 258H208L209 255L206 254V255H203ZM203 256H202V257H203ZM213 256H212V257H213ZM226 256H228V255H225V254H224V257H226ZM239 256H240V255H239ZM245 256H246V254H245ZM255 256H254V257H255ZM259 256H260V255H259ZM41 257H42V256H41ZM171 257H172V256H171ZM193 257H194V256H193ZM219 257L221 258V256H219ZM224 257L222 256L223 259H226V258H224ZM228 257L231 258L230 256H228ZM237 257H238V256H237ZM260 257H261V256H260ZM260 257H258V258H260ZM262 257H263V254H262ZM262 257H261V258H262ZM149 258H150V257H149ZM164 258H165V257H164ZM210 258H211V257H210ZM238 258H239V259H238ZM238 258H237V262H238V260H240V258H244V257H238ZM246 258H247V259H246ZM248 258H249V257H245L244 259H246L247 262H248ZM250 258H251V257H250ZM255 258H256V257H255ZM261 258H260V259H261ZM21 259H22V258H21ZM88 259H89V258H88ZM159 259H160V258H159ZM162 259H163V258H162ZM162 259H161V260H162ZM175 259H176V258H175ZM200 259H201V258H200ZM217 259H218V258H217ZM233 259H234V258H233ZM263 259H264V258H263ZM263 259H262V260H263ZM26 260H28V259H26ZM85 260H86V259H85ZM156 260H157V258H156ZM234 260H236V259H234ZM234 260H232V261H234ZM249 260H251V259H249ZM253 260H255V259L253 258ZM253 260H252V261H253ZM256 260H258V259H256ZM5 261H6V260H5ZM5 261H4V262H5ZM28 261H29V260H28ZM152 261H153V260H152ZM226 261H227V259H226ZM228 261H229V260H228ZM243 261H244V260H243ZM252 261H250V262H252ZM147 262H148V261H147ZM163 262H164V261H163ZM219 262H220V263H219ZM219 262H218V263L221 264V261H219ZM237 262H235V263L238 264ZM239 262H240V261H239ZM253 262H254V261H253ZM260 262H261V263H260ZM262 262H263V261H260V260L258 261V263H260V264H262ZM149 263H150V262H149ZM158 263H160V261H159ZM235 263H234V264H235ZM248 263H249V262H248ZM256 263H257V262H256ZM71 264H72V263H71ZM163 264H164V263H163ZM225 264H227V263H225ZM254 264H255V262H254Z\"/></svg>",
  "mask_w": 264,
  "mask_h": 264
}]
</instances>
